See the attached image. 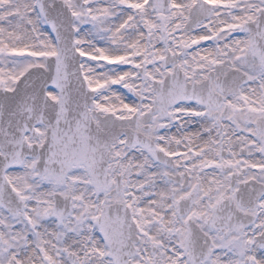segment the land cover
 Listing matches in <instances>:
<instances>
[{"label": "snow or ice", "instance_id": "1", "mask_svg": "<svg viewBox=\"0 0 264 264\" xmlns=\"http://www.w3.org/2000/svg\"><path fill=\"white\" fill-rule=\"evenodd\" d=\"M0 264H264V0H0Z\"/></svg>", "mask_w": 264, "mask_h": 264}]
</instances>
